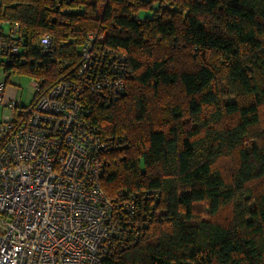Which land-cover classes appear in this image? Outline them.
Returning a JSON list of instances; mask_svg holds the SVG:
<instances>
[{
	"label": "trees",
	"instance_id": "trees-1",
	"mask_svg": "<svg viewBox=\"0 0 264 264\" xmlns=\"http://www.w3.org/2000/svg\"><path fill=\"white\" fill-rule=\"evenodd\" d=\"M2 23L20 25L7 78L44 92L75 80L90 32L128 59L125 93L85 94L121 143L102 187L137 194L148 220L106 264H264V0H0V40Z\"/></svg>",
	"mask_w": 264,
	"mask_h": 264
},
{
	"label": "built area",
	"instance_id": "built-area-1",
	"mask_svg": "<svg viewBox=\"0 0 264 264\" xmlns=\"http://www.w3.org/2000/svg\"><path fill=\"white\" fill-rule=\"evenodd\" d=\"M11 27L0 57L21 52L13 39L20 25ZM105 38L88 34L74 81L61 79L44 92L31 79L28 105L6 102L0 81V264H106L148 223L137 194L109 197L102 187L107 155L121 143L101 136L85 94L111 101L126 92L131 73L127 57ZM51 44L43 36L42 51Z\"/></svg>",
	"mask_w": 264,
	"mask_h": 264
},
{
	"label": "rangeland",
	"instance_id": "rangeland-1",
	"mask_svg": "<svg viewBox=\"0 0 264 264\" xmlns=\"http://www.w3.org/2000/svg\"><path fill=\"white\" fill-rule=\"evenodd\" d=\"M3 72V67L0 65V74ZM11 81L15 79V84H11L14 86L16 90V99H19L21 105H28L32 98H33V92L34 89L31 86V79L28 76L25 75H11ZM3 119V108L0 109V121ZM226 215V212H223V215Z\"/></svg>",
	"mask_w": 264,
	"mask_h": 264
},
{
	"label": "crops",
	"instance_id": "crops-1",
	"mask_svg": "<svg viewBox=\"0 0 264 264\" xmlns=\"http://www.w3.org/2000/svg\"><path fill=\"white\" fill-rule=\"evenodd\" d=\"M1 25V24H0ZM2 27H3V31L6 33V32H9L10 30V25L7 24V23H2ZM11 75L7 78L6 74L3 72H1L0 74V81H4L6 83V86H5V101L6 102H9L13 99H16V90L14 88V86H12L11 84H15V82L17 81H14L15 79H13V81H11Z\"/></svg>",
	"mask_w": 264,
	"mask_h": 264
}]
</instances>
